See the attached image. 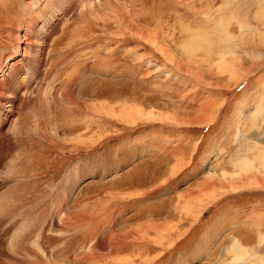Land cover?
Instances as JSON below:
<instances>
[{
	"label": "rangeland",
	"instance_id": "1",
	"mask_svg": "<svg viewBox=\"0 0 264 264\" xmlns=\"http://www.w3.org/2000/svg\"><path fill=\"white\" fill-rule=\"evenodd\" d=\"M14 79L0 264H264V0H0Z\"/></svg>",
	"mask_w": 264,
	"mask_h": 264
},
{
	"label": "bare ground",
	"instance_id": "2",
	"mask_svg": "<svg viewBox=\"0 0 264 264\" xmlns=\"http://www.w3.org/2000/svg\"><path fill=\"white\" fill-rule=\"evenodd\" d=\"M35 61H37V62H35V64L32 66V73L34 75H36L39 72V66H40V62H41L40 59L39 60L36 59ZM16 82L17 81H15V79H14L13 82L8 84V86L6 88H1L2 86H0V102H7V103L9 102V105H8L9 109H8L7 113L12 112L11 108L14 107L15 100H17L21 97V95H20L21 84L16 83ZM8 92H10L12 94V98L7 96ZM1 107L3 108L4 106H2V104H1ZM7 116L8 115L4 116L1 119L2 120L5 119V122H6ZM2 120L0 121V127L2 126ZM250 172H251V170H250ZM184 197H182V198H184ZM188 204H189V202H188L187 198L185 197L184 199L178 200L177 206L180 208L182 207L186 210V208L188 207ZM190 211H192V210L190 209ZM233 250L237 251L238 249L234 248ZM238 252H240V250H238Z\"/></svg>",
	"mask_w": 264,
	"mask_h": 264
}]
</instances>
